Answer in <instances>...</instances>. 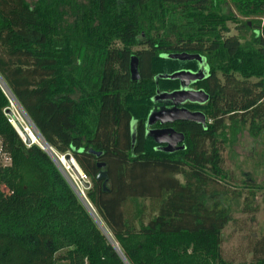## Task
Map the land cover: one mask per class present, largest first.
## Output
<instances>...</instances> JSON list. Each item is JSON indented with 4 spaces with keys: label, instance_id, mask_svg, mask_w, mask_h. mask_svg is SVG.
I'll return each mask as SVG.
<instances>
[{
    "label": "trees",
    "instance_id": "trees-1",
    "mask_svg": "<svg viewBox=\"0 0 264 264\" xmlns=\"http://www.w3.org/2000/svg\"><path fill=\"white\" fill-rule=\"evenodd\" d=\"M262 18L264 0H0V135H8L0 186L9 193L0 191V264H233L221 248L229 213L212 198L226 195L217 180L226 179L219 142L228 130L264 132ZM176 54L199 55L208 67L195 84L207 101L187 105L206 123L155 124L183 135L166 152L145 122L156 90L178 87L157 77L193 67L168 59ZM6 94L86 176V199L115 247L96 224L46 228L72 191L7 123ZM251 253L248 264H264V239Z\"/></svg>",
    "mask_w": 264,
    "mask_h": 264
},
{
    "label": "rangeland",
    "instance_id": "rangeland-1",
    "mask_svg": "<svg viewBox=\"0 0 264 264\" xmlns=\"http://www.w3.org/2000/svg\"><path fill=\"white\" fill-rule=\"evenodd\" d=\"M261 22L264 24V18L261 19ZM228 28L230 35H236L233 24H228ZM159 91L161 90L159 89ZM152 102L154 104L157 102L154 97ZM17 110L16 113L12 109L11 113L17 118L18 128L24 134L28 123L21 111ZM190 111L194 112L195 110L191 109ZM226 139V143L219 142L221 166L226 174V179L217 180L220 191H226V195L212 199L218 204L221 203L229 213V222L222 231L221 248L224 259L233 264H248L252 260L253 243L264 239V132L257 138H253L246 129L228 130ZM7 144L8 135L1 134L0 152L2 154H5ZM55 154V156H61ZM0 160L2 159L0 158ZM53 163L70 187L72 195L70 206L66 211H51L48 214L46 228L51 223H55L61 229H81L80 231L85 232L89 225L104 226L91 204L90 208L87 203H83L75 191V189L81 190L82 188L80 178L76 175L77 178L74 177L71 172L74 180L67 178L60 169L57 159ZM2 165L8 166L9 161L4 160ZM70 168L72 169L71 166ZM74 185L77 187H73ZM83 192L85 195V191ZM20 202H23L22 199ZM84 222L87 226L82 229ZM43 224L41 226H44Z\"/></svg>",
    "mask_w": 264,
    "mask_h": 264
},
{
    "label": "water",
    "instance_id": "water-1",
    "mask_svg": "<svg viewBox=\"0 0 264 264\" xmlns=\"http://www.w3.org/2000/svg\"><path fill=\"white\" fill-rule=\"evenodd\" d=\"M168 59L181 61V62L184 61L197 62L199 64V69L196 72L191 70H180L172 74L160 75L156 79V82L158 80L175 81L178 83V89L171 92H161L158 89L156 90L154 100H156L157 102L155 104L153 102L152 103L154 105L161 104L162 106L159 108L152 109L150 111L145 122V127L147 128L148 136L152 137L153 141L156 144L163 145L165 147L166 152H172L176 149L177 146L182 144L183 135L175 132L172 128H161L158 130H152L150 128L153 127L155 124L164 126L179 121H187L190 123L205 125L206 118L201 112L198 111L192 112L188 110L185 106L189 104L203 105L207 101L208 99L207 95L202 90L192 89V86L197 82H200L208 77V67L204 59L199 55L176 54V55H169ZM130 73L133 80L138 79L135 59H133L131 62ZM21 112L23 113L22 110ZM23 115L26 117L24 113ZM26 119L28 120L27 117ZM28 122L30 123L29 120ZM31 126L35 130V133L38 136L39 140L43 143V144L38 143L37 146L43 152H45L48 155V157L54 162L56 157L55 154L53 153V150L43 141V139L40 137V135L38 134V132L36 131V129L33 127L32 124ZM134 129L135 127L134 125H132L131 126L132 136L134 134ZM25 144L31 145L32 141L26 138ZM47 150H49L50 153H48ZM71 159L72 158L69 155H65L63 157V160L65 162L70 163ZM97 166L98 169L100 170V172L97 175V181H102L103 190L107 191L106 189L107 175L104 170L105 166L102 163L98 164ZM82 184L85 189L89 188L88 183L82 182ZM96 225L103 232L106 238H108L110 244L113 247H115L114 243L111 241L110 237L108 236V233L106 232V230H104L103 226H100L98 224ZM115 250L118 252V249Z\"/></svg>",
    "mask_w": 264,
    "mask_h": 264
},
{
    "label": "built area",
    "instance_id": "built-area-1",
    "mask_svg": "<svg viewBox=\"0 0 264 264\" xmlns=\"http://www.w3.org/2000/svg\"><path fill=\"white\" fill-rule=\"evenodd\" d=\"M6 97L8 98V100H9V107L4 111V116H5V118H6V121H7V123L17 132V134L19 135V137L21 138V140L23 141V143H25V137H24V134H22V132L19 130V128H18V125H17V118L15 117V116H13L12 115V113H11V110L13 109L16 113H17V109H19V111H21L20 110V108L18 107V105H17V103L14 101V99L9 95V94H6ZM32 144H33V142H32ZM53 153H54V151H53ZM55 154V153H54ZM56 155V154H55ZM65 155H62V156H55L56 157V159H57V161L59 162V165H60V169H62V172L64 173V175L67 177V178H71L72 176H71V173H73V176L74 177H76L75 176V173L71 170V168H70V164H74L76 167H78L77 165H76V163H74L73 161L74 160H72L71 159V162L69 163V162H65L64 160H63V157H64ZM4 160H7V161H9L8 159H5V157H4ZM60 161H63L64 162V164L63 165H61V162ZM66 166V167H65ZM72 167V166H71ZM79 169V168H78ZM79 171H80V169H79ZM71 172V173H70ZM79 178H80V184H81V186H82V188H81V190H77V189H75V191L79 194V197H80V199H81V201L83 200V203H87V205L91 208V206H90V203H88V200L86 199V195H84V192L83 191H87V189H85L84 188V186H83V184H82V182H84V183H88V179L86 178V176L80 171V175L78 176ZM77 178V177H76ZM71 179H73V177L71 178ZM74 180V179H73ZM73 187H77V185L75 186H73Z\"/></svg>",
    "mask_w": 264,
    "mask_h": 264
},
{
    "label": "bare ground",
    "instance_id": "bare-ground-1",
    "mask_svg": "<svg viewBox=\"0 0 264 264\" xmlns=\"http://www.w3.org/2000/svg\"><path fill=\"white\" fill-rule=\"evenodd\" d=\"M22 113V112H21ZM22 115H23V113H22ZM24 116V115H23ZM24 118H26V117H24ZM26 122L28 123V125L26 126V131H25V133H24V137L25 138H28L29 140H31L34 144H38V143H41V144H43L40 140H39V138H38V136L37 135H35L36 133H34L35 132V130L32 128V126H31V124L28 122V120L26 119ZM37 139H38V142H37ZM43 147H45V146H43ZM47 152L48 153H50L49 152V150H47ZM61 162V165H63L64 164V162L63 161H60ZM59 163V162H58ZM71 166H72V169H73V171L75 172V175L76 176H79L80 175V171H79V169L72 163V164H70ZM66 167V166H65ZM71 169V170H72ZM72 178V177H71ZM74 179V178H73ZM99 225V224H98Z\"/></svg>",
    "mask_w": 264,
    "mask_h": 264
},
{
    "label": "flooded vegetation",
    "instance_id": "flooded-vegetation-1",
    "mask_svg": "<svg viewBox=\"0 0 264 264\" xmlns=\"http://www.w3.org/2000/svg\"><path fill=\"white\" fill-rule=\"evenodd\" d=\"M192 68H188V69H181V70H191V71H194V72H196V71H198V69H199V64L197 63V62H194V63H192ZM177 89H178V87H177ZM192 89H196V87H195V84L192 86ZM196 90H198V89H196ZM162 105L161 104H157V105H155L154 106V109L155 108H159V107H161ZM167 107H169V106H167ZM186 108H187V105L185 106ZM150 129H152V130H158V129H161V128H150Z\"/></svg>",
    "mask_w": 264,
    "mask_h": 264
},
{
    "label": "crops",
    "instance_id": "crops-1",
    "mask_svg": "<svg viewBox=\"0 0 264 264\" xmlns=\"http://www.w3.org/2000/svg\"><path fill=\"white\" fill-rule=\"evenodd\" d=\"M3 167H5V166H3ZM0 191L5 195V193H6V196L9 194L8 193V189H6V186L4 187V185H1L0 186Z\"/></svg>",
    "mask_w": 264,
    "mask_h": 264
}]
</instances>
